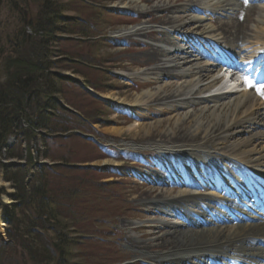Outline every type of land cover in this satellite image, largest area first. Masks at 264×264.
I'll return each instance as SVG.
<instances>
[{
    "label": "bare ground",
    "instance_id": "bare-ground-1",
    "mask_svg": "<svg viewBox=\"0 0 264 264\" xmlns=\"http://www.w3.org/2000/svg\"><path fill=\"white\" fill-rule=\"evenodd\" d=\"M168 2L161 0L143 12L147 24L161 26L158 45L146 43L148 49L139 57L144 59L142 64L147 69L120 74L126 80L143 82L149 89L131 99L115 94L101 97L140 111L162 107L156 113L160 118L175 115L166 122L153 121L149 125L142 123L108 131L114 136L124 132L144 135V142L162 151L164 158L183 156L187 174L196 170L200 175L196 183L185 177L181 181L174 178L169 185L176 193L143 190L137 201H158L152 212L177 222H149L138 229L148 231L145 237L151 239L142 244L130 236L126 245L139 253L161 252L151 258V262L158 264H260L264 259V221L248 213L247 199L249 193L258 194L255 184L264 181V90L261 94L260 89L252 88L207 99L201 95L211 94L222 85V68L229 63L223 57L230 56L228 51H233L236 44H240L243 58L264 62V0H249L254 6L245 7L241 11L248 12L245 15L238 12L239 3L235 0H192L179 7ZM143 26L119 34L155 37L156 33ZM175 36L180 38L179 45L171 41ZM196 39L204 41L217 57L205 53L195 44ZM233 86L230 84V88ZM180 111L183 114L177 115ZM137 140L143 139H133ZM221 161L232 164L241 181L223 172L213 175ZM154 183L168 185L159 179ZM171 204H180L186 214L170 207ZM205 215L210 219L202 221ZM124 227L130 232L134 229L133 225ZM154 229L155 233L151 231ZM217 258L222 262H217Z\"/></svg>",
    "mask_w": 264,
    "mask_h": 264
},
{
    "label": "rangeland",
    "instance_id": "rangeland-1",
    "mask_svg": "<svg viewBox=\"0 0 264 264\" xmlns=\"http://www.w3.org/2000/svg\"><path fill=\"white\" fill-rule=\"evenodd\" d=\"M26 1V4L20 2L17 8H13V5L7 0H0V46L6 52V58L10 56L11 45L15 42L18 30L23 26L21 22L23 15H27L28 18L34 17L42 0ZM54 1L70 11L65 14L69 19L77 20L73 23L68 21L69 30L84 32L83 35L59 36L60 40L56 47L59 51L68 54L57 58L59 69L55 70L62 77L73 81V84L70 82L63 84L64 97L59 99H62L60 103L66 107L68 106L65 101L70 102L72 104L70 110L74 113L78 109L82 118L81 129L72 132L69 138L58 137L53 141L50 139L44 141L40 137H37V141H29L25 137L19 138L24 155L23 161L20 162L27 164V155L31 153L33 162L39 164L46 162L51 166L53 164L51 160L41 157L47 145L48 154L53 159L60 161L58 163L66 166L73 165L76 166L74 169L79 170L75 172L70 170L73 168H68L60 173L61 187L63 189L65 187L73 188L78 191L76 196L78 201L75 204L71 199L63 198L61 200L60 212L64 219L63 223L67 224L68 221L76 218L73 213L77 207V218L82 219L76 218L78 221L75 225H72V221L70 222L72 227L69 228L71 232L68 235L74 241L73 246H70L71 264H158L151 262V258L161 252L157 250L147 253L133 251L127 247L126 239L132 236L137 238V242L145 244L151 238L145 237L148 231L143 232L138 229L139 227L160 220L170 224L177 222L173 218L155 215L152 212V207L157 205L158 201L146 199L140 202L136 200L143 190L171 191L170 187L155 186L154 182L159 179V181L165 180L167 183V179L172 176H170L171 172L165 163L173 164L174 158L172 156L169 159L160 158L147 152L150 149L155 150L156 147L148 146L144 142L146 140L144 135L134 136L132 133L124 132L121 136H114L108 129L128 128L133 125L136 127L137 124L142 123L149 125L153 121L166 122L175 115L171 114L161 118L156 116V113L163 109L162 107H154L153 111H133L117 105L111 99L103 97L104 100L95 99L84 89H91L99 96L115 94L118 98L127 97L130 99L135 94L149 89L143 82L126 80L120 74L121 72L131 74L140 71V69H147L142 64L144 59L139 57L148 49L146 43L158 45V38H160L158 32L161 31V26L147 24L148 19L145 18L143 12L157 6L161 0ZM190 1L192 0H169L168 3L171 6L179 7ZM235 1L239 3L238 12L240 13L245 7L254 6L253 2L249 4L248 1L246 3L242 0ZM243 14H248V12L244 13L243 11ZM154 16L160 15L154 14ZM214 18L220 19L219 16ZM216 23L215 21L214 24ZM144 24L156 33L155 37H127L119 34L121 31L144 27ZM179 39L178 36H175L171 41L173 44H178L177 40ZM195 44L210 53L207 45L202 41L197 40ZM239 45L233 46L235 48L233 51L240 53ZM29 53L31 52L28 48L27 54ZM4 66H6V61L0 64V83H4L6 80ZM67 68L74 72L65 70ZM261 85L263 84H257L259 87ZM201 96L203 99L212 98L210 94ZM176 114L183 113L180 111ZM154 117L158 119H154ZM147 119L149 120L146 121ZM134 138L143 140L134 142ZM17 141V137L13 136L11 141L13 148L17 145ZM125 151L139 155L132 156L129 153L125 156L121 155V152ZM104 154L106 157L103 156ZM130 158H133L135 163L127 161ZM0 161L8 163L3 158H0ZM13 161L18 162L17 160ZM90 165L100 169L81 167ZM222 166L224 169L231 168L227 163H223ZM33 170V167H29V174H32ZM163 170L167 171V174ZM3 176L0 169V189H2L0 203L8 206L14 203L10 198L14 190L12 184L3 180ZM62 192L64 193V190ZM162 205L163 203H161ZM174 207L181 214L185 213L184 207H181L180 204H174ZM165 209L163 208L164 211ZM0 221L5 225V227L2 225L0 229V238L7 241L6 224L2 220V216ZM125 225H133V231L130 232L124 227ZM151 231L156 232L155 229Z\"/></svg>",
    "mask_w": 264,
    "mask_h": 264
},
{
    "label": "trees",
    "instance_id": "trees-1",
    "mask_svg": "<svg viewBox=\"0 0 264 264\" xmlns=\"http://www.w3.org/2000/svg\"><path fill=\"white\" fill-rule=\"evenodd\" d=\"M7 1L13 8H17L20 2H27ZM69 12L54 0H42L34 17L23 15V26L16 34L8 58L0 46V64L6 61L3 69L6 80L0 83V158L4 161H23L21 137L29 141H37V137L53 141L58 137L69 138L72 132L81 129L82 118L78 109L74 113L70 110V102L65 101L66 107L59 99L64 97L63 84H73V81L55 72L59 69L57 58L68 54L57 49L59 36L84 34L69 30L68 21L77 22L65 15ZM65 70L72 71L70 68ZM13 136L18 139L17 145L7 147ZM45 147L41 157L51 160L52 166H36L38 163L33 162L31 153H28V163L24 165L7 166L0 161L3 180L12 184L14 190L10 195L12 205L0 203L7 237V241L0 238V264H71L70 246L74 241L68 235L69 228L82 219L77 218V207L73 214L78 220L74 218L63 223L61 200L71 199L75 204L78 191L68 187L63 189L60 173L68 168L75 172L79 170L74 169L76 166L58 163L60 161L48 154L47 145ZM34 166V172L29 174V167Z\"/></svg>",
    "mask_w": 264,
    "mask_h": 264
},
{
    "label": "water",
    "instance_id": "water-1",
    "mask_svg": "<svg viewBox=\"0 0 264 264\" xmlns=\"http://www.w3.org/2000/svg\"><path fill=\"white\" fill-rule=\"evenodd\" d=\"M88 94H90L92 97H94L95 99H98V100H104V99H102V97L101 96H99L98 94H95L93 91H91L90 89H88V88H85L84 89ZM13 140V138H10L9 139V141H8V143H7V145L6 146H8V147H10L11 146V144H12V141ZM6 165L7 166H20V165H22V163L21 162H8V163H6ZM41 165H48L46 162H43V163H40V164H38L37 166H41ZM51 165H53V164H51ZM81 167H87V168H91V169H94V170H99L100 168H97V167H94V166H81ZM13 203H11L10 205H12ZM3 227H5V225H3Z\"/></svg>",
    "mask_w": 264,
    "mask_h": 264
},
{
    "label": "snow or ice",
    "instance_id": "snow-or-ice-1",
    "mask_svg": "<svg viewBox=\"0 0 264 264\" xmlns=\"http://www.w3.org/2000/svg\"><path fill=\"white\" fill-rule=\"evenodd\" d=\"M247 2V0H246ZM246 83L249 85V87H254V85L252 84V82L250 80H246ZM261 88L264 89V85H261Z\"/></svg>",
    "mask_w": 264,
    "mask_h": 264
}]
</instances>
